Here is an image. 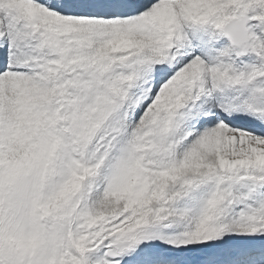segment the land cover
<instances>
[{"label":"snow or ice","instance_id":"1","mask_svg":"<svg viewBox=\"0 0 264 264\" xmlns=\"http://www.w3.org/2000/svg\"><path fill=\"white\" fill-rule=\"evenodd\" d=\"M0 264H264V0H0Z\"/></svg>","mask_w":264,"mask_h":264},{"label":"clouds","instance_id":"2","mask_svg":"<svg viewBox=\"0 0 264 264\" xmlns=\"http://www.w3.org/2000/svg\"><path fill=\"white\" fill-rule=\"evenodd\" d=\"M234 42L239 44H242L244 42V38L242 35H236L234 36Z\"/></svg>","mask_w":264,"mask_h":264}]
</instances>
